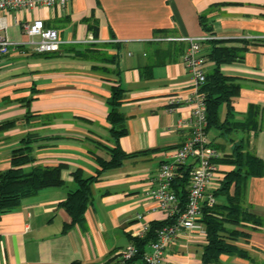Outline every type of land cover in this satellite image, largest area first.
<instances>
[{
    "label": "crops",
    "instance_id": "crops-1",
    "mask_svg": "<svg viewBox=\"0 0 264 264\" xmlns=\"http://www.w3.org/2000/svg\"><path fill=\"white\" fill-rule=\"evenodd\" d=\"M0 17L6 37L16 44L0 59V172L10 168L12 151L25 139L33 158L26 171L64 165L62 187L41 190L0 215V264H120L118 253L141 239L137 234L144 225L167 221L146 191L164 157L190 136V109L169 100L185 99L193 90L182 59L187 45L163 41L167 38L209 36L201 47L205 75L217 69L239 86L226 128L211 127L207 138L220 157L242 147L261 161V175L247 178L243 202L264 218V0H70L63 8ZM37 19L57 31L58 52L39 55L25 45V25ZM210 41L238 58L216 64L207 57ZM157 50L170 54L158 58ZM114 86L123 90L118 112L124 134L117 139L108 120ZM227 111L219 106L218 126ZM250 118L251 129L232 128ZM115 148L126 158L91 186L83 223L63 232L69 217L59 204L77 188L72 174L95 176L98 160L109 162ZM233 169L219 165L214 192ZM243 231L248 240L235 245L251 261L223 255L216 264L264 261V228ZM206 244L201 225L167 251L164 264H202Z\"/></svg>",
    "mask_w": 264,
    "mask_h": 264
},
{
    "label": "trees",
    "instance_id": "trees-1",
    "mask_svg": "<svg viewBox=\"0 0 264 264\" xmlns=\"http://www.w3.org/2000/svg\"><path fill=\"white\" fill-rule=\"evenodd\" d=\"M203 25L204 20L201 19ZM211 45L217 42L210 41ZM212 46L208 59L216 64L222 62H232L238 58L234 50ZM83 54V53H82ZM159 58H168L170 52L156 51ZM83 56V55H82ZM206 58V57H205ZM163 62V61H162ZM156 62L155 64H161ZM149 71L150 68H147ZM142 77L149 78L150 75L142 72ZM200 92L204 95L206 105V133L211 127L225 129L228 118L231 115L230 101L238 95L239 86L234 84L232 79L224 77L217 69L209 75H205V82ZM123 97V90L120 86H114L111 91L108 120L112 126V135L115 139L124 134L123 118L118 112V107ZM225 104L228 107L224 123L218 126L219 106ZM251 118L242 124H233L235 129H251ZM6 126H10L7 124ZM26 140V139H25ZM23 142V146L12 151L10 156V168L0 172V215L13 211L20 206L23 199L35 196L39 191L62 187L64 182L61 178V171L64 165L56 167H33L26 171L25 166L33 162L29 154L30 141ZM111 159L109 162L99 161L100 169L95 176L83 178L81 170L72 174L73 181L77 185L76 190L67 194L66 199L59 204L69 217V222L63 225V232L80 225L84 221V214L91 198V186L105 170L118 167L126 158L117 148L110 150ZM218 165L233 166V170L226 173L221 183V187L213 195L215 204L211 208L202 209L200 224L203 226L207 244L201 257L202 264H216L223 255H236L240 258H250L240 250L235 244L240 239L248 240L249 234L243 229L257 230L264 228V218H260L249 212L244 206L243 194L246 187L247 178L250 175H261L263 165L261 161L249 154L243 148L238 147L227 157H220L216 160ZM187 170L181 168L177 172V178L173 183V190L177 194L182 207L187 202ZM169 220L152 224L141 239H133V246L137 250L135 261L142 259L145 247L153 242L156 231L168 224ZM240 229V230H239ZM264 264V261L259 263Z\"/></svg>",
    "mask_w": 264,
    "mask_h": 264
},
{
    "label": "built area",
    "instance_id": "built-area-1",
    "mask_svg": "<svg viewBox=\"0 0 264 264\" xmlns=\"http://www.w3.org/2000/svg\"><path fill=\"white\" fill-rule=\"evenodd\" d=\"M69 2L70 0H0V13L29 12L42 7L63 8ZM5 33V22L0 17V59L7 56L10 49L16 45L6 37ZM24 34L27 37L25 45L35 54L56 53L62 45L57 31L46 29L40 19L26 24ZM209 40H211L209 36L163 40L187 45L182 59L186 70L193 77V90L187 98H171L169 103L171 106L184 104L190 109L188 123L190 136L182 145L164 157L155 177L154 186L146 191V196L166 215L169 223L156 231L154 241L146 245L141 260H134L137 250L132 245L118 253L120 264H164L165 255L170 248L179 246L181 240L193 231L201 230L202 209L211 208L215 204L212 183L219 169L216 160L220 158V154L207 138L205 98L200 92L205 82L203 66L206 61L201 47ZM182 124L178 122L177 126L182 127L184 125ZM181 168L187 170V202L183 207L172 187ZM137 218L140 219V216ZM147 230L148 226L144 225L137 237L142 238Z\"/></svg>",
    "mask_w": 264,
    "mask_h": 264
}]
</instances>
